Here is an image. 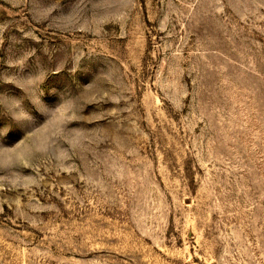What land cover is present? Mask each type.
Wrapping results in <instances>:
<instances>
[{
  "label": "rangeland",
  "instance_id": "obj_1",
  "mask_svg": "<svg viewBox=\"0 0 264 264\" xmlns=\"http://www.w3.org/2000/svg\"><path fill=\"white\" fill-rule=\"evenodd\" d=\"M0 264H264V0H0Z\"/></svg>",
  "mask_w": 264,
  "mask_h": 264
}]
</instances>
